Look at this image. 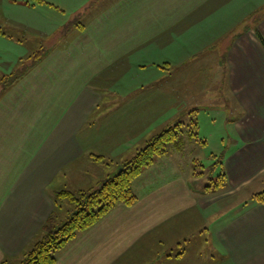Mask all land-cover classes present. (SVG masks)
<instances>
[{"label": "crops", "instance_id": "obj_1", "mask_svg": "<svg viewBox=\"0 0 264 264\" xmlns=\"http://www.w3.org/2000/svg\"><path fill=\"white\" fill-rule=\"evenodd\" d=\"M45 1L0 0V46L16 55V47L29 48L8 55V62L0 58V264H17L41 235L56 183L93 173L95 153L124 158L132 146L174 124L185 75L173 78L172 69L217 43L207 60L218 67L212 77L216 107L227 113L233 144L222 165L230 205L219 208L215 195L221 190H195L191 160L173 149L135 180L133 205H118L78 234L57 264L131 262L126 256L151 232L167 227L169 237L175 228L184 231L190 211L206 221L221 210H230L228 216L206 229L221 256L218 264H264V204L253 199L264 191V43L258 36L264 40V0ZM54 11L72 15L78 26L63 36ZM171 26L186 27L169 40ZM43 46L41 61L7 86L1 75L31 62L28 56ZM193 88L200 100L211 93L202 83ZM108 92L119 97H105ZM105 104L114 105L105 111L109 118L101 116ZM255 188L263 189L238 205L240 195ZM154 247L149 242L145 249Z\"/></svg>", "mask_w": 264, "mask_h": 264}, {"label": "rangeland", "instance_id": "obj_2", "mask_svg": "<svg viewBox=\"0 0 264 264\" xmlns=\"http://www.w3.org/2000/svg\"><path fill=\"white\" fill-rule=\"evenodd\" d=\"M54 12L55 13L51 14V16L55 20H60L61 34L63 33V36H66L68 33H70L75 27V25L78 26L77 23L73 24L72 20L75 19V17H73L72 15L68 16L58 13L56 11ZM80 17L82 18V16ZM3 27L6 26L4 25ZM185 27L186 26L169 27V40H172L175 36H180V34L183 32L182 29H185ZM201 27L202 29L206 28V31H212V29L216 30L219 26ZM6 33L9 36L12 35V32L10 30H6ZM218 34L219 33H217L215 36H217ZM0 40H3V38L0 37ZM61 42L62 40L59 43ZM52 43H54V41ZM46 45L50 46L51 44L49 42L46 43ZM26 46L27 45L16 47L17 51L19 50V54L16 55L7 52V50L3 48V44H1L0 58L7 60L8 62V55L18 57L19 55H21V51H29V48H27ZM210 46L211 47H206L208 49L206 51L203 50L204 48L197 49V51L194 52L195 54L189 55L186 60H181L182 63L179 65V68L172 69L173 78L185 75V79L181 81L182 84L179 85L180 87L183 86L181 87V90H183L185 93L190 90V93L186 96L185 93L180 91L183 95L181 96L179 102L177 101V107H179V110H177L178 117L176 116L177 118L173 123H176L180 120L179 118L181 116H184L182 120L185 122V125H187L190 123L192 117L191 115L197 114L195 115V117H197V122L199 126V138L206 142L205 144H203L199 141H191L188 137V133L185 132L186 145L180 156H182L181 159L185 160L186 162L188 160H191L190 166L192 167L194 174L191 179V182L195 190H205L207 186L211 184L208 169L212 164L216 162L217 158L221 157L220 155H224V153L228 151V148L230 149V147H233V144L231 143L230 139V132L228 130V124L227 122H225V117L227 113L224 111V109L216 107L219 106L217 104L218 98L215 99V93L218 89V85H215V81L212 79V77L218 71V67H216L214 62L208 63L207 60L208 58H213L212 52L218 51V43L211 44ZM207 54H210V57H207ZM206 68L207 73H204V70ZM76 79L79 78L77 77ZM201 83L208 87L211 93H209L207 96L201 97L202 99L200 100V96H197L198 90H194L193 85L199 86ZM215 86H217V89ZM116 96L119 97L115 94H109V92L105 93V97L108 98H114ZM184 97H186L185 99L188 100L187 103L181 102ZM210 105H213L214 107H207ZM199 106H206V109L203 108L198 111ZM111 107H114V105H103L101 116L109 118L111 114L108 115L106 113L108 111V108ZM99 113L100 110L97 111L95 115H100ZM107 115L108 117H106ZM163 129L156 131V134L162 131ZM185 130L188 131L189 129L186 127ZM149 139L150 137L146 141L141 142L139 145L132 146L128 150V154H126L124 158L133 157V155L136 154L138 149L146 145ZM95 154L98 157L96 159L94 158L95 160L93 158L92 159L93 161H95L94 165H96L97 167L94 165L90 166L93 173L84 170L83 174L81 173V175L73 176V178L71 176H66L64 177V181H62L61 184L56 183L55 186L59 185V190L67 189L71 191H75L78 189L77 187H81L77 185H89L86 187L88 188L92 185L97 184L98 181H100L106 176V174L115 171L116 164L124 160L123 157H121L120 159H115L111 156H101V154ZM201 163L203 164L205 169L200 166ZM198 172H202L203 174L198 175ZM218 173L219 168L213 171V177H215ZM260 187H263V184H261ZM259 189L261 190L263 188H255V190L249 189L242 193L240 197L243 199V204L238 203V205L245 206L246 203L250 202L249 196H251L254 191H260ZM225 193L226 192L221 190L215 195L218 206L222 210H224L225 207H228L230 205V202H232L229 198H226L227 196H225ZM222 210L217 211L214 215L206 216V221L202 220L200 216L195 213V211H190V213H188V217L191 219V222L187 223L184 226V231H178V229L175 228V233L169 232V237L167 235V227H163L161 229L151 232L148 237L142 240V242L137 247L140 249H138L133 255L128 254L126 256V258H129L132 261L130 262L129 260V262H124L123 264H211L214 259H216L215 263L218 264V262L220 261L218 259H220L221 256L218 252L214 251L209 238L210 235L207 233L206 229L208 227L215 228L217 225H219V221L222 219V217L226 215L228 216V212L230 210L223 212ZM149 242L154 243L155 247L146 250V243Z\"/></svg>", "mask_w": 264, "mask_h": 264}, {"label": "trees", "instance_id": "obj_3", "mask_svg": "<svg viewBox=\"0 0 264 264\" xmlns=\"http://www.w3.org/2000/svg\"><path fill=\"white\" fill-rule=\"evenodd\" d=\"M33 1L48 3L45 0ZM27 2L29 3L30 0ZM258 36L264 43L259 33ZM46 52L47 48L43 46L28 56L31 62L20 64L10 74H2L4 83L8 86L15 82L28 71L29 67L36 66ZM195 115L197 114L191 115L190 123L187 125L182 120L184 118L182 116L176 123L154 134L133 157L117 164L115 171L106 174L97 184L75 191L55 190L53 212L43 225L41 235L22 254L17 264H57L59 252L78 234L93 227L118 205H133L138 199L133 188L134 181L154 163L157 157L173 149L182 151L186 145L185 132L188 133L190 140L206 143L199 138V126ZM186 127L188 131L185 130ZM220 156L208 169L211 184L205 189L207 192L224 190L228 187L227 174L222 166L223 154ZM200 166L204 168L202 163ZM217 168L220 172L213 177V171ZM253 199L264 204V191L254 194Z\"/></svg>", "mask_w": 264, "mask_h": 264}]
</instances>
